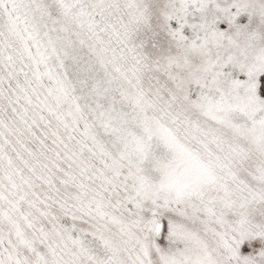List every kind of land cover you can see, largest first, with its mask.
<instances>
[{
	"label": "snow or ice",
	"instance_id": "obj_1",
	"mask_svg": "<svg viewBox=\"0 0 264 264\" xmlns=\"http://www.w3.org/2000/svg\"><path fill=\"white\" fill-rule=\"evenodd\" d=\"M0 264H264V0H0Z\"/></svg>",
	"mask_w": 264,
	"mask_h": 264
}]
</instances>
